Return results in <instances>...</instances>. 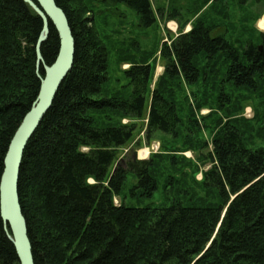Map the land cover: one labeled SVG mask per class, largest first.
I'll return each instance as SVG.
<instances>
[{
  "label": "trees",
  "instance_id": "obj_1",
  "mask_svg": "<svg viewBox=\"0 0 264 264\" xmlns=\"http://www.w3.org/2000/svg\"><path fill=\"white\" fill-rule=\"evenodd\" d=\"M55 1L67 17L75 48L72 67L28 140L19 168V202L34 264H264V145L252 144L264 129L259 125L257 135H247L245 119L234 118L235 98L223 103L218 93L212 99L220 102L226 119L215 117L208 152L212 165L200 181L204 197L180 189L183 197L126 205L128 174L136 181L133 194L153 196L161 155L118 157L133 139L134 121L144 114L147 141L156 134L177 137L181 83L196 85L195 103L189 94L184 97L195 108L193 122L194 112L209 102L205 91L212 86L208 93H217L219 82L261 98L264 105V32L260 45L252 36L245 45L238 37L232 40L226 22L201 19L216 0L204 1L195 18L180 22L169 44L159 45L164 65L153 88L155 63L149 59L156 50L151 49L138 58L120 53L129 64L122 68L127 84L112 91L105 86L111 42L95 16L103 9L91 3L113 14L125 4L136 12L137 26L146 28L156 20L151 0ZM219 25L225 31H217ZM42 29V18L27 2L0 0V178L10 140L37 97L44 65L58 53V33L48 21L38 60ZM124 118L131 121L121 123ZM10 234L0 214V264H20Z\"/></svg>",
  "mask_w": 264,
  "mask_h": 264
},
{
  "label": "rangeland",
  "instance_id": "obj_2",
  "mask_svg": "<svg viewBox=\"0 0 264 264\" xmlns=\"http://www.w3.org/2000/svg\"><path fill=\"white\" fill-rule=\"evenodd\" d=\"M204 1L206 2L207 0H151L156 20L151 26L146 28L137 26L138 17L136 12L125 6V4H119V12L121 14L119 12L113 14L111 11L105 10L104 6L91 3V7L95 10L103 9L102 12L95 13V16L99 15L98 17L101 20L99 29L106 36V40L111 42L108 45L111 51L109 53L108 69L110 78L105 86L112 91H116L122 85L127 84V80L122 75V68H127L129 64L123 63L124 61L120 59L121 52L136 53L135 55L138 58L141 51L150 53L152 49L156 50L153 60L149 59L150 62L155 63L154 78L150 85L153 88L156 78L163 70L164 65V60L160 58L159 45L164 42L169 44L170 40L177 35L180 22L195 18L193 17L195 12L203 6ZM214 3L212 10L209 9L211 7L209 6L203 11L204 17H201V19L215 20L220 25L226 22L228 37L232 40L238 37L239 42L244 43L243 45L250 38L249 36L253 37V43L256 45L261 44L260 33L264 32V29H261L259 24L260 21H264V0H216ZM168 16H173L175 19L171 21V19H167ZM97 20L99 21V19ZM220 25L216 30L225 31L226 28L220 27ZM188 29H190V25L185 27V31ZM242 29L247 31H242ZM130 45H139V50L135 51ZM181 84L182 90L176 93L177 107L182 119L177 137L156 134L152 140L147 141L144 133L146 121L144 114L142 119L134 121L133 139L121 148L119 152V158L126 153L134 155L137 159H146L151 153L161 155L157 160L161 173L159 176L157 175L158 188L153 196L145 197L138 193L133 194L132 192L136 191V189H133V183L136 181L131 174H128L124 193L126 205L144 206L157 204L165 200V195L169 196V199L176 198L179 194L183 197L182 193L178 192L180 189L181 192L184 190L190 196L193 195V197L205 196L206 189L200 184V181L203 172L207 171L212 165L208 152L211 151V138L216 129L215 117L221 115L226 119L225 112L220 109V102L212 100L213 98L216 99L218 93L222 94L223 103H228L226 99L235 98L238 105H236L235 112H233L235 113L234 118L245 119L244 124L247 123L248 125L246 131L248 136L251 133L255 135L259 125L264 129V105L262 99L253 97L244 90L233 88L228 82H225V84L224 82L217 83V93L215 92L212 95L209 94L212 86L208 88L209 93L205 91L209 102L201 110L194 112L196 122H193L191 115L195 108H190L188 100L186 101L184 97L186 96L187 98L189 94V100L195 103L192 92L197 90L196 85ZM217 101L219 100L217 99ZM148 105L149 102L147 101L146 109ZM257 117L259 118L257 119ZM120 121L121 123H128L131 120L124 118L120 119ZM256 138L254 140L252 138V144L257 146L260 144L264 145V136ZM205 143H207V146L204 145ZM114 201L118 204L120 198L116 197ZM212 202H215V199L212 198Z\"/></svg>",
  "mask_w": 264,
  "mask_h": 264
},
{
  "label": "water",
  "instance_id": "obj_3",
  "mask_svg": "<svg viewBox=\"0 0 264 264\" xmlns=\"http://www.w3.org/2000/svg\"><path fill=\"white\" fill-rule=\"evenodd\" d=\"M42 18L43 29L36 44L37 58L41 61L40 45L48 35V21L59 37V49L51 65H44V76L36 99L25 114L8 145L0 178V214L10 230L20 264H34L32 247L28 237L26 219L22 213L18 195V176L25 146L40 120L51 106L62 80L69 72L74 58V38L64 11L55 0H24ZM261 46H259V49Z\"/></svg>",
  "mask_w": 264,
  "mask_h": 264
},
{
  "label": "crops",
  "instance_id": "obj_4",
  "mask_svg": "<svg viewBox=\"0 0 264 264\" xmlns=\"http://www.w3.org/2000/svg\"><path fill=\"white\" fill-rule=\"evenodd\" d=\"M172 21V20H171ZM263 23L264 24V21H260V23ZM170 23V22H169ZM171 23H174V22H171ZM259 27L261 28V29H264V27L262 28L260 25H259Z\"/></svg>",
  "mask_w": 264,
  "mask_h": 264
},
{
  "label": "bare ground",
  "instance_id": "obj_5",
  "mask_svg": "<svg viewBox=\"0 0 264 264\" xmlns=\"http://www.w3.org/2000/svg\"><path fill=\"white\" fill-rule=\"evenodd\" d=\"M262 28L264 27V24L261 22L260 24H259Z\"/></svg>",
  "mask_w": 264,
  "mask_h": 264
}]
</instances>
